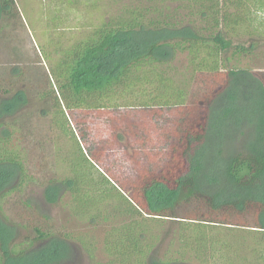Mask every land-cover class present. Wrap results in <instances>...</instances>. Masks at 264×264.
<instances>
[{
	"label": "trees",
	"instance_id": "obj_1",
	"mask_svg": "<svg viewBox=\"0 0 264 264\" xmlns=\"http://www.w3.org/2000/svg\"><path fill=\"white\" fill-rule=\"evenodd\" d=\"M147 2L63 50L58 76L49 78L51 88L42 95L53 100V127L75 138L93 165L82 171L66 165L62 186L72 213L108 227L105 264H264V84L255 72L229 66L227 56L229 50L234 58L251 52L233 46V38L253 34L264 0ZM17 10L15 0H0V20ZM185 52L188 74L179 79L172 64ZM25 97L17 91L0 99V264H60L77 241L73 234L35 226V236L18 243V226L4 210L28 178L24 150L13 145L6 121L26 106ZM111 107L123 110L122 125L100 131L99 144L118 145V133L127 143L125 161L105 167L88 145V131L74 121L78 115L98 125L108 120V127ZM164 108L172 123L154 128ZM60 197L53 182L47 199ZM167 221L177 225L173 254L155 259ZM233 225L238 232L255 228L249 233L255 247L243 246L244 236L229 244L207 231ZM87 239L78 240L93 257L96 243ZM219 243L226 252L216 249ZM247 251L250 257L240 255Z\"/></svg>",
	"mask_w": 264,
	"mask_h": 264
},
{
	"label": "rangeland",
	"instance_id": "obj_2",
	"mask_svg": "<svg viewBox=\"0 0 264 264\" xmlns=\"http://www.w3.org/2000/svg\"><path fill=\"white\" fill-rule=\"evenodd\" d=\"M15 2L17 16L13 14L4 19L3 15L0 20V99L22 91L28 101L18 114L6 120L7 127L14 134L13 145L18 144L24 150L28 178L4 201V210L18 226L16 242L20 243L28 236L34 237L35 226L57 235L70 233L77 241L74 239L69 244V253L60 264H105L107 256L104 254V238L108 227L100 225L93 227L87 221L73 215L71 196L66 187L62 186V180L69 177L66 165L76 171H82L84 166L90 170L93 165L85 158L75 138L67 137L64 131H58L53 127V100L43 97L44 92L51 88L49 81H54L53 78L58 76L57 71L59 72L61 68L58 62L61 61L63 50L69 49L104 23L117 20L126 8L143 9L148 2L147 0H15ZM170 6L174 7L176 4L171 2ZM255 17L251 26L253 34L244 33L233 38V46L244 45L251 52L234 58L233 51L229 50L227 56L233 59L229 66L237 65L240 69L255 72L264 84V12H258ZM189 64L188 52L176 56L172 66L179 74V79L186 77ZM167 73L170 71L167 70ZM145 89L148 93V88ZM122 111L121 109V114H118L113 107L107 108L106 113L111 117L109 120L113 119L108 127V120L98 125L95 122H87L85 117L77 116L76 112L74 114L77 116L75 126L78 130L88 131L89 137L86 139L88 145L93 148L95 158L100 159L101 165L105 167L116 166L115 161L119 163L125 161L122 149L127 142L123 135L118 133L120 130H117L119 140L115 141L118 145L107 147L99 144L100 131L119 129L122 125L120 124L122 122L118 121L122 118ZM157 113V120L150 125L158 129H168L173 119L171 111L164 108L158 109ZM53 182L58 184L61 193L56 202L47 199V189ZM171 223L164 222L165 225L161 228L162 235L155 259L173 254L170 251V241L176 233L177 225L176 222ZM235 226H231L232 228H229L231 230L224 226L210 228L207 231L229 244L244 236L243 246L255 247L253 239L249 236L251 235L249 233H254L255 228L243 230L241 228L238 232ZM80 238H89L86 240L88 242L95 241L93 257L83 249L78 240ZM216 246L219 251L226 252L221 243ZM240 255L251 256L249 251ZM190 261V264H200L194 259Z\"/></svg>",
	"mask_w": 264,
	"mask_h": 264
}]
</instances>
